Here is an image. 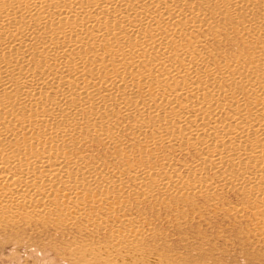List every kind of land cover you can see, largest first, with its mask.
Returning a JSON list of instances; mask_svg holds the SVG:
<instances>
[{
    "label": "bare ground",
    "instance_id": "1",
    "mask_svg": "<svg viewBox=\"0 0 264 264\" xmlns=\"http://www.w3.org/2000/svg\"><path fill=\"white\" fill-rule=\"evenodd\" d=\"M196 1L220 2L225 8L229 3L254 0H16L12 4L0 0V93L6 91L19 104L36 109L24 121L34 123L28 140L33 139L38 149L13 159L0 153V181L10 186L0 190L1 207L37 215L44 194L58 184L67 187L65 199H82L92 182L104 181L99 187L107 188L111 184L108 169L91 159L93 142L99 139L118 146L123 138L144 144L142 152L153 162L136 163L134 180L127 188H144L149 197L210 195L216 192L214 178L229 182L233 178L247 191L260 181L264 189V174L260 178L245 174L250 164L264 166V126L256 117L264 110V101H258L250 114L242 90L206 86L220 79L246 85L249 79L234 65L232 71H219L208 61L206 51L189 52L182 42L187 27L197 28L209 20V13L191 10ZM36 45L46 62L24 67ZM127 46L132 62L122 68L127 74L124 80L111 72L99 75L96 69L106 65L85 61V50L94 49L95 55L114 51L120 56ZM75 50L79 64L69 70L66 58ZM87 66L96 71L94 76H87ZM257 91L261 93L260 88ZM2 97L0 107L5 102ZM121 115L136 118L124 122ZM159 145L169 149L166 154ZM72 146L82 151L73 153ZM188 146L200 154L198 159L179 163L169 157V151L183 154ZM209 170L214 177L208 176ZM181 171L191 172L190 177H183ZM90 197L100 210L115 212L110 203L114 196ZM261 205L264 208V201ZM47 206L70 224L78 218L90 219L83 207L68 206L57 198ZM128 221L118 219L115 233L107 225L111 244L96 248L94 262L153 261L141 244L145 232L124 230ZM165 259L162 256L161 261Z\"/></svg>",
    "mask_w": 264,
    "mask_h": 264
},
{
    "label": "rangeland",
    "instance_id": "2",
    "mask_svg": "<svg viewBox=\"0 0 264 264\" xmlns=\"http://www.w3.org/2000/svg\"><path fill=\"white\" fill-rule=\"evenodd\" d=\"M7 1L12 4L16 0ZM196 8L209 13V20L202 21L197 28L187 27L182 42L189 46V52L197 48L206 51L208 61L219 71H232L234 65L238 72L246 75L249 79L246 85H233L220 79L208 81L206 86L209 89L221 87L231 92L242 90L246 107L252 114L256 103L264 101V0H254L251 4L233 2L225 8L220 2L216 5L196 1L191 10ZM37 46L29 51L24 67L35 68L46 62L38 54ZM93 50L83 51L85 61L105 64V68L100 65L96 69L99 75L111 72L115 77L126 78L122 68L132 62L129 46L121 50L120 56H116L114 51L95 55ZM76 51L66 58L65 68L71 70L79 64L75 58ZM86 68L87 76L95 75L91 66ZM259 88L261 93L254 92ZM0 96H4L5 101L0 107V153L13 159L38 152L33 139L28 140L34 123L24 121L30 119L36 109L19 104L6 91ZM226 110L232 112L230 108ZM256 117L264 126V110L259 111ZM135 118L120 116L124 122ZM229 126L232 127L231 124ZM121 142L119 146L100 139L93 142L91 159L99 160L111 177L107 188L99 187L104 181L92 182L85 188L82 199H65L62 195L67 192V187L58 184L44 194L43 208L37 215L0 205V264H98L94 262L92 253L104 243L111 244L113 236L107 225L112 226V233H115L120 218L129 220L124 230L131 227L145 232L141 244L145 253L154 258L153 261L149 259L151 262L148 264H264V208L261 205L264 201L261 191L264 189H260V181L255 189L247 191L233 178L231 182L214 178L211 181L216 192L210 195L202 192L186 198L161 194V198L149 197L144 188H127V185L134 180L132 169L136 163L141 165L145 160L148 163L153 160L145 156L144 144L136 139L123 138ZM159 146L164 154L166 149L169 150L165 145ZM188 147L186 153L169 151L168 155L179 163L189 162L194 157L198 159L200 154L193 147ZM69 150L76 153L82 148L72 146ZM204 153L202 149L201 154ZM246 170L245 174L250 175L251 172L257 178L264 174V166L259 168L250 164ZM119 171L124 175H119ZM190 174L181 171L183 177H190ZM208 176L214 177V171L209 170ZM9 187L7 182L0 181V190ZM102 193L114 196L110 203L115 212L100 210L101 206L91 201L90 196ZM56 198L68 206L83 207L90 219L78 218L70 224L57 218L47 206ZM162 256L167 257L165 262L161 261ZM133 264L141 263L134 259Z\"/></svg>",
    "mask_w": 264,
    "mask_h": 264
}]
</instances>
